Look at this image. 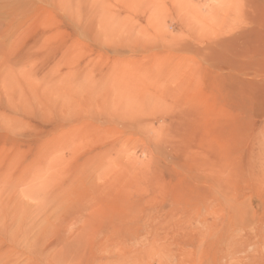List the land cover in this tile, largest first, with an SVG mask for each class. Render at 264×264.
I'll return each mask as SVG.
<instances>
[{"label": "rangeland", "instance_id": "rangeland-1", "mask_svg": "<svg viewBox=\"0 0 264 264\" xmlns=\"http://www.w3.org/2000/svg\"><path fill=\"white\" fill-rule=\"evenodd\" d=\"M0 264H264V0H0Z\"/></svg>", "mask_w": 264, "mask_h": 264}]
</instances>
